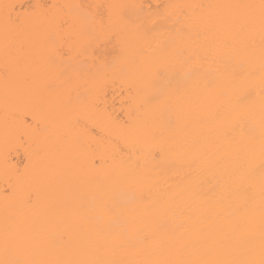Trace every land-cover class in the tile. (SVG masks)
Here are the masks:
<instances>
[{
  "label": "snow or ice",
  "instance_id": "snow-or-ice-1",
  "mask_svg": "<svg viewBox=\"0 0 264 264\" xmlns=\"http://www.w3.org/2000/svg\"><path fill=\"white\" fill-rule=\"evenodd\" d=\"M155 8L154 16L151 4L0 5L6 38L10 32L21 34L51 21L53 27L46 38L60 59L56 63L49 58L48 65L55 64L57 79H70L73 74L86 78L91 95L80 99L86 118L111 120L101 104L106 84L119 73L122 59L139 67L129 87L135 89L140 102L137 113H143L135 122L130 114L122 125L127 133L143 141L138 160L127 163L131 192L106 190L91 205L78 202L64 211L55 221L56 231L45 248L10 238L14 226L6 217L4 258L0 264H125L107 258L105 253L107 243L117 247L133 243L125 233H113L110 228L129 201L159 212L155 225L141 221V243L147 244L159 232L167 231L168 201L157 198L148 183L147 164L164 151L157 143L163 134L157 121L166 111L172 112L177 101L194 92L206 104L198 114V122L210 128L212 135L207 146L188 162L191 171L187 180L196 188L211 184L218 190L215 205L199 222L204 225L211 218L215 227L208 232L197 224L190 227L189 216L171 230L170 242L155 258L139 264H264V0L259 4H166ZM157 17L168 36L165 42L156 48L148 44L147 51L141 47L129 53L126 35L140 34L149 40L158 30ZM111 41L119 44L120 54L109 62L103 53L97 56L96 50L97 45L102 47ZM5 54L7 80L19 73V61L9 64L7 45ZM90 55L92 60L87 58ZM257 79L261 93L259 172L251 162L257 148L251 99ZM25 84L31 87L32 81L26 78ZM178 120L169 115L166 124L173 127ZM82 127L87 129V124ZM148 145H156L159 150ZM104 164L103 157L97 158L98 168ZM9 188L15 192L13 186ZM31 202L29 194L25 203ZM92 213L107 223L90 226Z\"/></svg>",
  "mask_w": 264,
  "mask_h": 264
},
{
  "label": "bare ground",
  "instance_id": "bare-ground-1",
  "mask_svg": "<svg viewBox=\"0 0 264 264\" xmlns=\"http://www.w3.org/2000/svg\"><path fill=\"white\" fill-rule=\"evenodd\" d=\"M5 3L151 4L155 16L157 5L259 4L260 0H0V5ZM156 24L158 30L149 40L140 34L126 35L129 53L141 47L147 51L148 44L156 48L157 44L165 42L168 36L158 17ZM52 27L51 21H44L35 30L21 34L10 32L6 38L0 14V259L4 258L6 217L14 226L10 238L45 248L56 231L55 221L64 211L78 202L91 205L94 198L106 190L130 193L132 188L126 174L127 163L138 160V149L143 143L141 137L127 133L122 127L123 122L129 120L130 114L132 122L136 121L138 115L143 116V113H137L140 102L135 96V89L129 87L131 78L139 70L138 65L128 59L120 60L119 73L106 84L101 109L106 110L111 120L88 119L82 113L80 103L81 97L91 95V85L86 78L73 74L70 79H57L58 69L55 64L48 65L49 58L56 63L60 59L55 46L46 38ZM6 45L9 64L19 61V73L7 80L4 74ZM101 53L111 62L120 54L119 44L111 41L105 42L102 47L97 45L96 55ZM87 58L93 59L91 55ZM258 64L257 48V75ZM26 78L32 81L31 87L26 86ZM253 83L252 126L255 128L257 148L251 162L259 172L261 93L258 79ZM205 109V102L194 92L177 101L172 112L166 111L164 117L157 121L163 128L162 137L157 143L164 151L158 159L147 164V180L157 198L168 201V230L159 232L147 244L141 243L138 238L143 227L141 221L146 220L155 225L159 212L145 210L129 201L124 205L123 215L113 220L110 228L113 233H125L133 243L125 247L107 243V258L125 264H139L155 258L162 246L170 242L169 234L177 224L183 223L190 216L192 219L189 226L199 225L200 219L215 205L218 190L213 189L211 184L196 188L195 183L187 180L191 171L188 162L207 146L206 141L212 135L210 128L198 122V114ZM169 115L173 119L179 117L173 127L166 124ZM77 120L79 123H76ZM85 123L87 129L82 127ZM148 147L159 150L156 145ZM99 157L105 160L102 168L96 166ZM9 185L15 188L14 193ZM29 194L32 195L30 204L25 203ZM101 223L107 221L98 220L95 213L90 214V226L95 227ZM199 226L205 232L215 227L211 218Z\"/></svg>",
  "mask_w": 264,
  "mask_h": 264
}]
</instances>
